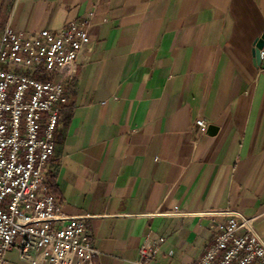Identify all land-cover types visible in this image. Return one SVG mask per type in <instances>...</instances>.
<instances>
[{
  "label": "crops",
  "instance_id": "obj_1",
  "mask_svg": "<svg viewBox=\"0 0 264 264\" xmlns=\"http://www.w3.org/2000/svg\"><path fill=\"white\" fill-rule=\"evenodd\" d=\"M71 20L90 37L45 174L97 264H136L158 237L148 264H194L213 240L205 210L254 217L264 239V0H0V36Z\"/></svg>",
  "mask_w": 264,
  "mask_h": 264
},
{
  "label": "built area",
  "instance_id": "obj_2",
  "mask_svg": "<svg viewBox=\"0 0 264 264\" xmlns=\"http://www.w3.org/2000/svg\"><path fill=\"white\" fill-rule=\"evenodd\" d=\"M86 21L59 30H18L8 22L0 36V264L9 255L28 264H97L85 217L71 216L51 191L45 166L78 56L88 44ZM264 62V47L261 50ZM202 130L204 118L197 120ZM170 213H184L177 208ZM213 240L194 264H264V239L253 220L233 208L205 210ZM217 215H223L217 220ZM163 237L146 240L136 264H148Z\"/></svg>",
  "mask_w": 264,
  "mask_h": 264
},
{
  "label": "water",
  "instance_id": "obj_3",
  "mask_svg": "<svg viewBox=\"0 0 264 264\" xmlns=\"http://www.w3.org/2000/svg\"><path fill=\"white\" fill-rule=\"evenodd\" d=\"M255 47L253 50V53L255 55V59L257 61L258 64L262 63V59H261V50L264 47V33L256 40L255 42ZM208 130H216V126L210 124L208 126Z\"/></svg>",
  "mask_w": 264,
  "mask_h": 264
},
{
  "label": "trees",
  "instance_id": "obj_4",
  "mask_svg": "<svg viewBox=\"0 0 264 264\" xmlns=\"http://www.w3.org/2000/svg\"><path fill=\"white\" fill-rule=\"evenodd\" d=\"M48 182V181H47ZM49 184V183H48ZM49 186H51L50 184H49Z\"/></svg>",
  "mask_w": 264,
  "mask_h": 264
}]
</instances>
